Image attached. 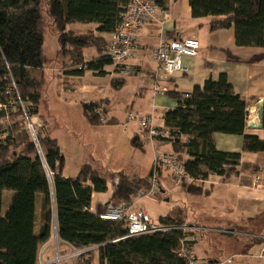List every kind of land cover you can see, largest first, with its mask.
<instances>
[{
  "label": "trees",
  "instance_id": "trees-1",
  "mask_svg": "<svg viewBox=\"0 0 264 264\" xmlns=\"http://www.w3.org/2000/svg\"><path fill=\"white\" fill-rule=\"evenodd\" d=\"M174 0H159L167 8ZM131 0H46L47 14L58 35L56 60L61 63V77L82 78L90 71L106 76L112 65L104 55L106 40L123 21ZM192 17L212 18L211 30H235L238 47L264 48V0H189ZM42 0H0V99L4 98L6 78L12 75L24 100L31 102L38 116L41 103L44 68L42 51L45 25ZM71 23L94 24L95 32L76 34L67 31ZM95 48L98 57L86 62L84 51ZM178 107L165 113V128L170 142L187 173L206 181L210 175L229 180L238 176L242 155L220 152L215 134L243 136V151L264 153V140L245 134L249 104L237 95L222 75L218 81L208 79L189 93L171 92ZM99 103L84 104V113L92 125H102L97 111ZM264 128V101H263ZM11 126L0 123V264H38L41 246L51 236L54 220L59 239L73 249L84 251L98 246L100 264H182L175 252L183 233H169L124 238V222L102 220L91 212L94 193H106L109 180H117L114 201H131L151 188V178L118 173L108 177L85 165L75 178L62 175L64 157L58 142L40 131L44 162L23 130L20 113L11 114ZM132 144L142 145L138 138ZM183 155L189 159L184 160ZM47 169L53 173L49 178ZM191 193L196 186L184 185ZM14 192V198L3 211V193ZM37 197L42 198L41 229L35 232ZM163 225L186 224L183 212L176 210L160 218ZM79 264H91L89 253L79 256Z\"/></svg>",
  "mask_w": 264,
  "mask_h": 264
},
{
  "label": "crops",
  "instance_id": "crops-1",
  "mask_svg": "<svg viewBox=\"0 0 264 264\" xmlns=\"http://www.w3.org/2000/svg\"><path fill=\"white\" fill-rule=\"evenodd\" d=\"M212 18L195 19L192 17L189 0H174L169 2L167 8H160L154 19L149 21L139 33V51L136 56L128 62V67L134 76L127 80L119 69L111 65L106 68V76H97L95 73L87 71L82 78L64 79L61 77L63 71L51 68L52 73L57 78L63 79L62 88L73 100L82 108L81 124L82 133L85 136L83 143L90 148L100 147L105 151L102 135L97 138L87 137L97 136L98 127L89 123L83 109L84 104L99 103L100 109L103 106H112L116 95L130 89L133 97L130 99L131 106L127 109L123 125V134H128L129 129H133V138H138L142 149L151 150L152 164L150 173L142 176L132 172L128 175L142 178L150 177L153 172V165L159 154L174 153L170 142L152 139L147 133L142 131L138 123L127 125V114L134 111L141 116L154 118L156 127L165 128L164 116L169 110L178 107V101L171 97L169 93L177 92L189 94L195 87L203 86L208 79L218 81L222 75L227 77L235 93L249 104V119L245 128V134L256 135L264 140V128H251L250 123H255L258 119L259 110L263 107L264 101V48L238 47L235 40V30L228 29L211 30ZM95 25V30H96ZM95 30L88 32H95ZM87 33V32H86ZM84 34V33H81ZM95 34L99 36L96 32ZM110 34H102L100 37L106 40ZM195 38L200 43L197 57H184L183 64L187 69L186 73L176 72L168 77H164L157 64L151 58V51L161 40L174 41ZM91 51L90 61L98 57L95 48L84 51ZM44 69V68H43ZM43 71V70H42ZM38 73V72H37ZM37 75V74H36ZM156 87L167 89L166 93H157ZM40 109V108H39ZM132 109V110H131ZM251 109H254L253 114ZM43 120V119H42ZM41 123L43 124V122ZM116 116L112 122H116ZM107 123V122H106ZM105 123V124H106ZM77 129L68 128V136L78 140L80 133ZM73 135V136H72ZM53 138V135H46ZM215 147L220 152L240 153L241 166L239 174L229 180L221 176L210 175L203 183L196 186L198 193H191L187 188L178 186L172 179L169 172L159 175V192L164 195L165 203H172V206L159 215L157 220L167 217L176 210H181L185 218V223L195 228L197 236L204 233V230H221L230 233L231 236L242 239L238 248L221 253L226 256L224 260L220 258H203L208 250L199 239L195 246L196 254L200 262L204 264H264V153H246L243 151L244 137L231 136L225 134H215ZM62 152V150H61ZM63 155V154H62ZM79 162L78 165L70 166L64 157L62 175L66 178H75L79 175L85 165L91 166L103 174V165L99 164V156H95ZM184 160L189 158L183 155ZM90 161V162H89ZM92 161V162H91ZM72 168L71 172L67 168ZM119 172L107 171L105 176L118 174ZM124 173V172H120ZM141 175V176H140ZM258 179V181H257ZM117 180H109L108 191L106 193H94L91 203V212L98 216L105 212L110 206L116 204L114 193ZM147 196L133 198L136 208H142L141 202ZM3 193V202L5 200ZM9 198V197H8ZM9 202V199H8ZM182 202L189 206L196 213V216L206 214L208 220H214L212 224L204 223L199 225L197 220H189L186 208H181L177 204ZM42 198L37 197L35 232L41 229ZM188 207V209H189ZM208 212H205V211ZM3 213V211H2ZM148 213V212H147ZM194 221V222H193ZM202 231V232H201ZM247 239V240H246ZM78 250L73 249L69 244L61 241L58 235L57 222L54 220L50 239L40 248L38 264H79L81 260L76 257ZM89 253L91 264H100L99 247L95 246L83 251ZM220 254V253H219ZM220 256V255H219ZM208 261V262H207Z\"/></svg>",
  "mask_w": 264,
  "mask_h": 264
},
{
  "label": "built area",
  "instance_id": "built-area-1",
  "mask_svg": "<svg viewBox=\"0 0 264 264\" xmlns=\"http://www.w3.org/2000/svg\"><path fill=\"white\" fill-rule=\"evenodd\" d=\"M159 0H131L130 5L123 14V21L117 30L110 34L106 43L104 55L107 56L114 67L119 69L124 77L131 74L128 62L133 59L139 51V33L145 25L154 19L160 7ZM200 43L195 38L186 40L165 41L151 51V58L157 64L164 77H168L176 72L186 73L187 69L183 64L184 57H197ZM4 98L0 99V123L11 126V114L20 113V120L23 130L29 137L30 143L44 162V154L41 147L40 131L43 125L37 115L34 114L33 104L23 99L15 79L10 75L6 78L4 87ZM157 93H166L167 89L156 87ZM189 95L186 94V97ZM100 122L105 124L106 118L100 111H97ZM138 123L142 131L147 133L152 139L172 140L171 132L166 128L156 127L154 118L140 116L138 113L130 112L127 115V125ZM168 171L173 181L178 186H195L203 183L202 178H194L189 175L175 153L159 154L153 165V176L151 178V188L147 197H155L159 193V175ZM49 178L52 180L53 173L47 169ZM258 181V179H257ZM142 195V194H140ZM139 195V196H140ZM102 220L124 222L127 225V235L124 237H138L152 233H169L174 230L181 231L183 237L179 241L175 254L182 264H204L200 262L195 246L199 242L196 229L184 224L181 226L163 225L160 221L153 219L144 209L136 208L135 202L122 201L110 206L105 212L98 215ZM83 254L78 251L76 257ZM264 257V251L263 255Z\"/></svg>",
  "mask_w": 264,
  "mask_h": 264
},
{
  "label": "rangeland",
  "instance_id": "rangeland-1",
  "mask_svg": "<svg viewBox=\"0 0 264 264\" xmlns=\"http://www.w3.org/2000/svg\"><path fill=\"white\" fill-rule=\"evenodd\" d=\"M41 9L46 30L42 51L44 69L37 73V76L42 77L44 81L41 89V103L38 112L39 119H43L42 122L44 121L43 123L45 124V130L42 132V135L52 134L53 138H58L60 140L61 153L66 157L70 166L77 165V163L79 165V162L83 160L87 162L88 159L91 158L92 153L94 155L93 159L95 156L100 157L99 164L100 166L103 165V176H105L107 171H111V173L124 172L126 174L135 172L142 176L149 174L152 164L151 150L142 149V147L132 144L133 129H129L128 134H123L122 132V122L127 109L131 106L130 99L133 97V93L129 88L125 89L124 92L119 95H116L112 106L105 105L100 109L107 123L98 127L97 131L99 132L97 136L87 137L88 139L97 138L98 141V137L101 134V141L103 142L105 151L102 152V149L96 146L90 148L83 143L82 140L85 138L83 134L85 133H82L83 125L80 123L82 121V108L78 104H75L73 100L69 99V96L62 88L63 79L57 78V75H54V73H52L53 71H51V68L54 67L62 71V66L61 63L56 60L57 51L59 50L58 35L54 23L46 12V0H42ZM92 30H95L94 24L71 23L67 27V31H72L76 34L86 33ZM90 54L91 51L86 52V62H90ZM133 76L134 73L131 72L127 80H130ZM130 112L132 111H129V113ZM115 116L117 121L113 123L112 119ZM68 128L78 130L77 136L79 133L80 135L77 141L74 140L75 138L68 136ZM71 170L72 168H67L68 172H71ZM167 172L168 171H164V173ZM148 192H143V194L147 195ZM143 194L140 196H143ZM14 195V192L5 191L6 198L3 202L4 214L8 210ZM140 196L138 195L134 197V199ZM134 199H132L131 202H133ZM177 205L181 208H186L189 220H197L199 225H203L204 223L212 224L215 222L214 220H208L204 213H202L201 216H196V213L191 210L189 206L188 209L187 205H184L182 202H179ZM141 206L147 210L148 214L153 219L157 220V217L164 214V211L171 207L172 203H165L164 195L159 192L155 197H146L145 200L141 202ZM205 212L208 211L206 210ZM227 230L231 231L229 229H225L224 231L207 229L204 230V233L200 234L201 236L199 239H201V243L208 249L206 250V255H202L203 258H220L224 260L226 256L221 254L222 252L225 253V251L240 246L243 242L242 239L231 236L230 233L225 232Z\"/></svg>",
  "mask_w": 264,
  "mask_h": 264
},
{
  "label": "water",
  "instance_id": "water-1",
  "mask_svg": "<svg viewBox=\"0 0 264 264\" xmlns=\"http://www.w3.org/2000/svg\"><path fill=\"white\" fill-rule=\"evenodd\" d=\"M262 119H263V111L261 109V110H259L257 121L255 123H250L249 126L251 128H261ZM152 176H153V172L150 174V177H152Z\"/></svg>",
  "mask_w": 264,
  "mask_h": 264
},
{
  "label": "bare ground",
  "instance_id": "bare-ground-1",
  "mask_svg": "<svg viewBox=\"0 0 264 264\" xmlns=\"http://www.w3.org/2000/svg\"><path fill=\"white\" fill-rule=\"evenodd\" d=\"M254 109H251V113L253 114Z\"/></svg>",
  "mask_w": 264,
  "mask_h": 264
}]
</instances>
